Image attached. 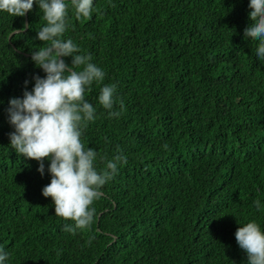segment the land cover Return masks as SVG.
<instances>
[{
  "label": "trees",
  "instance_id": "trees-1",
  "mask_svg": "<svg viewBox=\"0 0 264 264\" xmlns=\"http://www.w3.org/2000/svg\"><path fill=\"white\" fill-rule=\"evenodd\" d=\"M250 11V0H94L87 18L69 9L65 37L106 73L85 93L97 112L81 139L105 157L98 170L127 157L94 201L93 222L75 232L42 194L49 161L41 175L8 135L9 99L46 75L31 58L47 43L36 38L45 21L35 3L23 16L0 12V247L8 264H246L238 220L264 226V60L244 31ZM104 84L116 85L113 109L98 101Z\"/></svg>",
  "mask_w": 264,
  "mask_h": 264
},
{
  "label": "clouds",
  "instance_id": "clouds-1",
  "mask_svg": "<svg viewBox=\"0 0 264 264\" xmlns=\"http://www.w3.org/2000/svg\"><path fill=\"white\" fill-rule=\"evenodd\" d=\"M39 6L45 21L37 31L43 46L32 52V60L46 73L35 74L31 90L26 87L22 97L9 99L7 119L14 128L8 135L10 146L18 154L39 161L38 171L45 173V160L51 181L42 188L50 196L55 214L70 218L74 225H65L75 232L93 222L96 209L92 205L101 196V188L118 172V164L127 157L117 154L107 159L98 170V159L105 160L96 149L85 147L81 137L88 122L96 119L97 108L86 99L85 93L94 82L103 81L104 69L92 61L90 53L71 37H65L70 25L69 9L77 18L91 17L94 0H0V12L23 16ZM252 18L244 31L257 41L256 56L264 60V0H250ZM17 31V30H14ZM23 31V28L20 29ZM72 57L69 65L62 57ZM29 81H25L27 85ZM115 84H104L99 103L113 109ZM109 116L119 117V111ZM259 208L261 202L256 201ZM235 232L238 245L247 253L246 264H264V226L255 220H238ZM9 253L0 247V264H8Z\"/></svg>",
  "mask_w": 264,
  "mask_h": 264
}]
</instances>
